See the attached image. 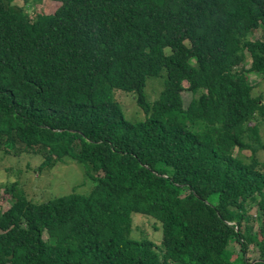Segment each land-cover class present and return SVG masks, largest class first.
Listing matches in <instances>:
<instances>
[{
	"label": "trees",
	"instance_id": "16d2710c",
	"mask_svg": "<svg viewBox=\"0 0 264 264\" xmlns=\"http://www.w3.org/2000/svg\"><path fill=\"white\" fill-rule=\"evenodd\" d=\"M51 1L30 17L0 0V152L86 163L94 185L32 201L8 182L0 264H264V102L247 79L264 78V0ZM136 216L158 243L133 237Z\"/></svg>",
	"mask_w": 264,
	"mask_h": 264
},
{
	"label": "rangeland",
	"instance_id": "374dc122",
	"mask_svg": "<svg viewBox=\"0 0 264 264\" xmlns=\"http://www.w3.org/2000/svg\"><path fill=\"white\" fill-rule=\"evenodd\" d=\"M19 4L18 0H13V9L17 10L18 5H21L23 10L33 17L36 13H52L59 5L56 1L51 0H23ZM264 36V27L259 26L258 29L250 36L251 39H261ZM245 67L250 66L249 55L246 54ZM165 75L164 72L158 76H151L147 80L145 94L150 101L155 100L163 88ZM248 82L252 85V94L261 96V102H264V78L261 74L255 71L247 72ZM116 100L122 107L125 118L132 122L145 119V113L135 101V93L132 91L116 90L114 93ZM184 104H187L193 96L188 91L182 92ZM260 141L264 143V122L259 124ZM235 152H237L235 150ZM249 152L244 151L242 156H249ZM257 157L260 161V169L264 171V150H259ZM40 162L39 156H33L23 153L20 156L4 155L0 152V210L6 209L11 197L5 192L4 187L8 182L17 181L19 186L25 191L26 196L32 201H40L44 199L54 198L57 196L68 194L72 191L78 193L90 192L94 185L93 176L95 172L89 170V165L78 163L69 158H65L62 162H57L53 165L38 169ZM213 198V196L211 197ZM251 215L256 214V206H251L249 209ZM159 240L162 236L159 226ZM134 238H142L147 236L157 243L158 234L152 228V222L149 218L136 216L133 221ZM228 250L233 255L240 254L239 245L236 241H231L228 244ZM253 257L257 256L254 250L247 253Z\"/></svg>",
	"mask_w": 264,
	"mask_h": 264
}]
</instances>
